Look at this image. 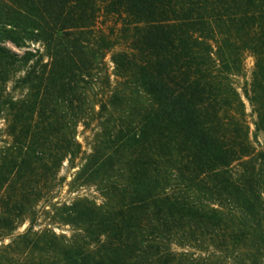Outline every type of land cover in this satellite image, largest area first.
<instances>
[{"label":"trees","instance_id":"1","mask_svg":"<svg viewBox=\"0 0 264 264\" xmlns=\"http://www.w3.org/2000/svg\"><path fill=\"white\" fill-rule=\"evenodd\" d=\"M107 7L121 14L115 36L97 29V0H0V107L11 137L0 158V264H198L187 255L199 242L226 262L256 264L237 247L264 248V150L234 77L251 54L243 93L264 133V0ZM24 40L42 42L48 60L4 44ZM93 119L101 134L75 179L99 185L104 202L64 205L71 237L34 231V206L84 153L77 127ZM24 213L28 226L5 243Z\"/></svg>","mask_w":264,"mask_h":264},{"label":"rangeland","instance_id":"2","mask_svg":"<svg viewBox=\"0 0 264 264\" xmlns=\"http://www.w3.org/2000/svg\"><path fill=\"white\" fill-rule=\"evenodd\" d=\"M109 0H97L98 12H97V22L96 27L98 30H101L104 33H110L115 36L118 33V29L121 26V14L111 11L109 7H107ZM4 44L11 49L17 51L20 54H23L25 50H30L33 53L38 52L45 61L48 60V53L40 41H31L24 40L22 46H16L14 43L10 41H5ZM124 48L123 43H117L113 50H120ZM110 52L106 55L107 68L111 73L112 78H114V64L111 61ZM24 62H19L13 66L11 70V78L14 80L23 74L25 68ZM254 69V57L247 53L244 58V69L242 75H238L234 77L235 86L243 97L247 112H248V121L250 123V138L253 144L256 147V152H260L264 150V133L262 131L255 132L253 121L255 119V114L251 113V109L246 99L243 88L246 82H250L252 78V72ZM14 85L13 81H9L7 85V91L13 93V95H18L19 92H15L12 90ZM140 98L142 101H148V97L143 92H140ZM0 107V158L2 155V148L11 140L10 135L8 134V128L6 124V120L4 118L5 114ZM106 118H113L112 115H109ZM106 119V120H107ZM101 134V129L99 128L98 121L96 119L90 120V125L85 126L82 123H79L77 127V138L83 145L84 153H81L79 157L74 162V167L71 166L67 161H65L58 173V179H61V182L56 183L50 191L48 197H44L40 201L36 203L34 206L35 209V218L36 223L34 226V231H40L44 229H51L57 234H65L68 237H71L73 233L76 232V227L72 224L66 223L63 220V207L65 204L70 203L77 197H89L90 199L96 201L97 203H103L104 198L102 196L99 185L95 183H82L81 179L76 180V174L84 162V158L91 151V148L97 138H99ZM255 139L258 143L255 142ZM259 144V145H258ZM256 160V156H255ZM32 213H24L23 220L17 224L16 229L12 231L6 232V237L3 238L4 242L7 243L11 239L15 237L16 234L23 232L32 217ZM192 249L188 250L187 257L189 259L196 258L198 264H202L205 262H215L216 264H237L233 260H229L226 262L224 260V255L217 251L213 250V248L206 243H197L195 247H191ZM238 252H240L241 257H248L251 260H254L256 264H264V248L259 250H255L250 245H238ZM178 250V249H177ZM243 260V259H241ZM241 264V261H239ZM238 262V263H239Z\"/></svg>","mask_w":264,"mask_h":264}]
</instances>
